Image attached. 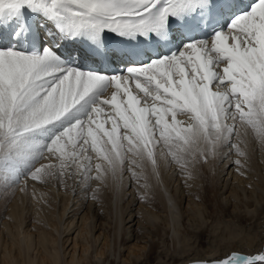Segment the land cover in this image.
Segmentation results:
<instances>
[{"label":"snow or ice","instance_id":"6c2138e0","mask_svg":"<svg viewBox=\"0 0 264 264\" xmlns=\"http://www.w3.org/2000/svg\"><path fill=\"white\" fill-rule=\"evenodd\" d=\"M84 59L110 68H84ZM237 123L264 142V0H0L5 181L62 177L89 144L105 166L92 177L89 164L85 180L116 178L126 162L138 180L134 168L155 169L161 144L187 168L239 135ZM45 158L61 171L37 167ZM211 264H264V255Z\"/></svg>","mask_w":264,"mask_h":264},{"label":"rangeland","instance_id":"374dc122","mask_svg":"<svg viewBox=\"0 0 264 264\" xmlns=\"http://www.w3.org/2000/svg\"><path fill=\"white\" fill-rule=\"evenodd\" d=\"M112 91L114 89H109L105 97L110 98ZM105 111L111 113V109L107 106H105ZM101 118L104 119L106 117ZM239 127L240 125L237 123V128ZM105 128L110 129L111 125L106 124ZM238 130L240 131L239 135L237 136L234 133L230 144H237L245 153L243 156L237 155L235 149H228L230 146L228 144L226 148L228 151L225 156L221 157L220 153L222 151L216 150L214 155H208L206 162L203 158L197 156L195 159L190 158L191 163L187 168H181L180 165L172 160L171 156L166 154V150L160 153L162 158L159 157V159L166 162V164L164 163L165 171L168 172L166 174V186L173 196L177 211H180L178 212L179 218H177L178 222L176 220V225H169L171 222L168 221L169 218H167L168 213L164 208L165 206L163 207V202L160 201L158 194L153 193V189V195H151V190L148 189L147 174L143 178L145 171L142 169L143 172L140 168H134L138 175L141 176L138 180L134 179L131 171H129L132 166L128 165L127 162L123 172L118 174V176L120 175L119 177L111 178L112 175L110 176V183L112 184L109 183L110 188L118 184L119 198L117 199L118 201L116 200L118 205L116 203H113L110 207L106 205L108 204V199H110V202L113 201L111 199L112 196H109V193L112 192L110 188L95 179L85 180L84 169L89 164L92 169L90 173L92 177L97 175L96 164L105 166V162L92 151L90 144L85 146L86 151L79 159L66 162L67 166L62 170L64 173L62 177L59 175H44L42 178L44 182L42 180L34 181L30 177L27 179L21 177L19 184L16 185L10 178L5 181L3 176L0 175V255L2 254L0 256V264H26L27 260L29 262L34 261L33 263L35 264H52L53 261L49 260V255L52 254L53 250L59 251L58 253L56 251L57 255H59L57 256V260L58 258L59 260H56L59 262L58 264H188L192 260L194 262H202V260L207 258L220 260L232 253L244 254V256H255L264 253V164L261 163L260 153L257 154V152H261L259 149L263 145L259 144L261 141L250 128L245 130V128L240 127ZM244 140L247 141L246 143L250 142L247 145L248 150ZM243 141L244 144H242ZM158 147L160 148V146ZM245 149L247 153L244 151ZM67 150L71 152L79 149L74 150L69 145ZM262 151L264 154V150ZM229 152L232 153L228 154ZM49 155V153H45L46 157ZM230 155L233 158H230ZM250 157L253 158L252 161ZM220 158L221 161L219 163ZM226 159L232 160L231 163H233L234 167L236 166L234 174L239 178V181L236 180L234 182L230 178L224 182L227 175L221 163L226 161ZM237 160L240 162L239 165L236 163ZM241 160H243V163ZM246 160L248 163L253 162L252 165L248 164ZM256 160L261 162L258 163ZM59 163L56 159L45 158L36 166L39 167L40 164H55L57 165L56 171L59 173L61 171ZM256 163L258 166L255 165ZM141 172L143 173L141 174ZM188 172H191L190 179L187 175ZM6 183L11 186L6 187ZM33 185L36 188L32 189ZM99 185L103 191L100 190ZM95 188L99 191H95ZM77 191L82 192V194L85 193L82 197L83 201H79L81 199L76 198L78 196ZM98 195L102 196L99 197ZM98 198L100 202L107 200V202H103L105 205L103 203L101 205L98 202ZM157 198L160 200L157 201ZM77 203H82V206L77 209L78 213L73 220L74 225L78 221L76 219L82 215L89 221L92 219L97 224V228L95 231L92 230V233H88V235L86 230H82L84 235L82 234L81 243L84 244V248L86 247L87 249H85L88 251L85 250L82 255L76 246L74 257L70 239L74 238L75 234H69L66 237L67 239H65L66 235L63 236V234L57 242L55 240L56 232L54 233V231L55 227H58V231H63L66 227V218L71 217L75 212L73 211L75 206L72 205H77ZM113 206L114 208H112ZM139 209L142 210L137 211ZM143 211L148 214L153 213L152 215L154 216L158 215L157 220L152 218L145 221L146 217ZM134 212L140 214V217H137L140 225L135 233L139 240L137 239L135 242L131 240L132 237L131 241L125 240L127 236L124 231V228L127 227L125 222L127 213L134 214ZM118 215L123 220L124 228L118 226V221H116ZM91 222L88 224L90 225ZM173 227L175 234H172ZM42 235L45 236V240ZM95 238L98 239L95 240ZM39 239H42V241ZM145 239L147 242H145ZM44 243L45 246H40L44 245ZM17 249L20 251H17ZM57 262H53V264H57Z\"/></svg>","mask_w":264,"mask_h":264},{"label":"bare ground","instance_id":"6f19581e","mask_svg":"<svg viewBox=\"0 0 264 264\" xmlns=\"http://www.w3.org/2000/svg\"><path fill=\"white\" fill-rule=\"evenodd\" d=\"M132 91H133V93L134 94H138V90H136L135 89V86H134V84L132 85ZM140 95H142V94H140ZM181 116V115H180ZM179 116V117H180ZM177 117V120L178 121H182L183 122V124L184 125H186L187 123H189V121H188V118H187V116H184V115H182V117ZM229 124L230 123H232V121H229L228 122ZM239 125V124H238ZM240 128V127H239ZM238 128V129H239ZM110 130V129H109ZM240 132V131H239ZM241 135V134H240ZM238 136V135H237ZM237 136H235V137H237ZM240 137V136H239ZM105 140H106V138H104ZM236 139V138H235ZM240 140V139H239ZM242 140V139H241ZM246 140H248V139H246ZM246 140H244L245 141V146H247L248 145V143L250 144V142L248 141V143H246L247 141ZM244 141L242 142V144H244ZM233 142V141H232ZM229 145H230V142L228 143ZM228 144H224V145H220V146H218L217 147V149L216 150H219V151H222V153H220L221 155V157H223V156H225V154L227 153V151L228 150H226V148H227V146H228ZM259 144H262L263 146H261V145H259V146H261V148L259 149V151L261 150V152H257V154H259L258 156L259 157H261V163H263L264 164V154H263V151L262 150H264V142H260ZM244 146V147H245ZM108 147L110 148V145H108ZM230 148V146L228 147V149ZM215 150V151H216ZM247 150H248V146H247ZM165 151V149H163V145L161 144L160 145V148L158 147L157 148V151H156V159H157V166H156V168L155 169H153V166L151 165V163L150 162H148V161H146L147 163L145 164V161L143 162V170L145 171V173H144V175H143V178H144V176H145V174H147V183H148V189H150L151 190V195H153L152 194V189L154 190V192L153 193H157L158 194V196L160 197V199H158L157 201H161V202H163L162 203V205H163V207L165 208V210H166V212L168 213L167 214V218H169V220L168 221H170L171 223L169 224V225H174L175 223H177L178 222V220H177V218H179V216H178V212H180V211H177L178 209H177V207L175 206V204H174V200H173V196L170 194V192H169V189L167 188V186H166V182H167V176H166V174L168 173V172H166L165 170V164H166V162L164 161H161L160 159H159V157H161V155H160V153H163ZM218 151V152H219ZM230 151V150H229ZM236 151V150H235ZM246 153H247V151H246V149L244 150ZM252 152V151H251ZM230 153H232V152H229L228 154H230ZM254 154V153H253ZM160 155V156H159ZM228 156V155H227ZM226 156V157H227ZM231 156V155H230ZM233 157H234V154H233ZM232 156L230 157V158H233ZM253 157H255V155H253ZM162 158V157H161ZM228 158V157H227ZM251 158V157H250ZM256 158H258V157H256ZM235 159V158H234ZM259 159V158H258ZM223 160H225V159H223ZM253 160V158H251V161ZM220 161H221V158L219 159V163H220ZM242 161V163H243V160H241ZM257 161V160H256ZM232 162V160H227L226 159V161H223L222 163H221V165H222V168L226 171V175H227V177H226V179H224V182L225 181H227L228 179H232L234 182L236 181V180H238L239 178L236 176V174H234V170H235V167L233 166V163H231ZM246 162H247V160H246ZM254 162H255V160H254ZM258 162V161H257ZM260 162H258V163H260ZM165 163V164H164ZM217 163V162H216ZM244 163H245V161H244ZM248 163V162H247ZM253 163V162H252ZM252 163H248V164H251L252 165ZM104 164V163H103ZM246 164V163H245ZM244 164V166L246 167V165L248 166V164H246L245 165ZM255 165H257L258 166V164L256 163ZM256 166V167H257ZM260 166H261V164H260ZM254 167V166H253ZM261 167H263V166H261ZM243 168V167H242ZM248 168V167H247ZM137 169V168H136ZM250 169V168H249ZM263 169H264V167H263ZM140 170H142V169H140ZM142 170V171H143ZM128 171V170H127ZM143 171V172H144ZM143 172H141V174L143 173ZM149 173V174H148ZM245 175H247V174H245ZM110 176H111V174H108V175H106L105 177H104V181H103V185L104 186H106V187H109L110 188V185H109V183H110ZM120 176V175H119ZM118 176V177H119ZM251 176V175H250ZM141 177V176H140ZM146 177V176H145ZM50 178V177H49ZM111 178H112V176H111ZM126 178V177H125ZM118 179V178H117ZM120 179V178H119ZM121 180V179H120ZM43 181V180H42ZM239 181V180H238ZM241 181H243V180H241ZM44 182V181H43ZM113 182V181H112ZM101 183V182H100ZM111 184V183H110ZM224 184V183H223ZM241 184V183H240ZM79 185H81V184H79ZM102 185V186H103ZM112 185V184H111ZM104 186H103V188H104ZM126 186V185H125ZM33 188L32 189H34V188H36V186L35 185H33L32 186ZM99 188H100V185L98 186ZM102 188V187H101ZM101 188H100V190H101ZM130 188V187H129ZM146 188H147V186H146ZM38 189V188H37ZM105 189H107V188H105ZM62 190V189H61ZM75 190V189H74ZM73 190V191H74ZM81 190V189H80ZM110 190L112 191V192H110L109 194V196H112L111 197V199L113 200L112 202H110V199H108V202H107V200H105V201H103V202H107L108 204H106V205H108L109 207L111 206V205H113V203H116V200L119 198V190H118V184L116 185H113V186H111V188H110ZM35 191H36V189H35ZM69 191V190H68ZM83 191H85V190H83ZM95 191H99L98 189L96 190V188H95ZM101 191H103V189L101 190ZM106 192V191H105ZM136 192V191H135ZM63 193V192H62ZM131 193V192H130ZM35 194V193H34ZM77 194H78V196L76 197V198H80L81 200H79V201H83V196L85 195V193L84 194H82V192L80 193V191H77ZM94 194V193H93ZM101 194H103V193H101ZM105 194V193H104ZM107 194V193H106ZM112 194V195H111ZM126 194V193H125ZM129 194V193H128ZM133 194V193H132ZM89 195V194H88ZM108 195V194H107ZM127 195V194H126ZM134 195V194H133ZM132 195V196H133ZM150 195V194H149ZM183 195V194H182ZM188 195V194H187ZM87 196V195H86ZM93 196V195H92ZM99 197H101L102 195H98ZM108 196V197H109ZM156 196V195H155ZM91 197V196H90ZM106 197V196H105ZM104 197V198H105ZM131 197V196H130ZM135 197V196H134ZM39 198V197H38ZM92 198V197H91ZM133 198V197H132ZM148 198V197H147ZM18 199V198H17ZM90 199V198H89ZM99 199V198H98ZM106 199V198H105ZM149 199V198H148ZM35 200V199H34ZM40 200V199H39ZM102 200V199H101ZM131 200V199H130ZM118 201V200H117ZM132 201V200H131ZM130 201V202H131ZM133 201H134V199H133ZM98 202H100V199H99V201ZM102 201L100 202L101 203V205H102V203H103ZM129 202V203H130ZM74 203H76L75 201H74ZM73 203V204H74ZM99 203V204H100ZM128 203V202H127ZM63 204V203H62ZM117 204V203H116ZM156 204H158V203H156ZM64 205V204H63ZM96 205V204H95ZM103 205H105L104 203H103ZM118 205V204H117ZM132 205V204H131ZM72 206H75L74 208V210L73 211H75L74 212V216L72 215L71 217H67L66 218V227L63 229V231L61 230V228H59L62 232H60V231H58V227L56 228L55 227V231H54V233L56 232V237H55V240H57V242L59 241V239H61V236L63 235V236H65V239H67L66 237L67 236H69V234H72V233H74L75 234V236H74V238H72V239H70V242H71V244H72V253H74V251H75V248H76V246L78 247V250L81 252L80 254H82V252H84L86 249L84 248V244H82L81 242V238H82V234H83V231L82 230H86L87 231V235H88V233H92L93 231H95L96 230V228H97V224L95 223V222H93V220H92V222H91V220L89 221L87 218H85L84 216H82L81 215V217L80 218H78V219H76V220H78V221H76V223H75V225H74V217H75V215H77V213H78V208L80 209V207L82 206V203H77V205L75 204V205H72ZM97 206H99V205H97ZM160 206H161V204H160ZM105 207V206H104ZM107 207V206H106ZM162 207V206H161ZM90 208V207H89ZM94 208V207H93ZM95 208H97V207H95ZM108 208V207H107ZM112 208H114V206L112 207ZM140 208V207H139ZM143 208V207H142ZM126 209V208H125ZM130 209V208H129ZM138 209V208H137ZM163 209V208H162ZM96 210V209H95ZM106 210H108V209H106ZM112 210V209H111ZM122 210V209H121ZM140 210H142V209H139V210H137V211H140ZM146 210V209H145ZM196 210V209H195ZM132 211V210H131ZM110 212V211H109ZM112 212V211H111ZM144 212V214H145V217L143 216V218H145L144 220L146 221V220H149V219H152V218H154V219H156L157 220V216H154V215H152L153 213H151V214H148L146 211H143ZM15 213V212H14ZM18 213V212H17ZM113 213V212H112ZM123 213V212H122ZM11 214H12V211H11ZM84 214V213H83ZM97 214V213H96ZM107 214H109L108 212H107ZM111 214V213H110ZM138 212H134V214H131V213H127V219H126V224H127V227L126 228H124V226H123V224H122V219H121V217H120V215H118V217H117V220L116 221H118V226L120 227H123L124 228V231H125V233H126V238H125V240H127V241H131V240H133V242H135L137 239H138V236H136V230H137V228H138V226L140 225L139 223V221H138V218L137 217H140V214H139V216H138ZM143 214V213H142ZM143 214V215H144ZM103 215V214H102ZM160 215V214H159ZM14 216V215H13ZM35 216V215H34ZM38 216V215H37ZM101 216V215H100ZM111 216V215H110ZM113 216V215H112ZM161 216V215H160ZM164 216V215H163ZM178 216V217H177ZM91 217V216H90ZM90 217H89V219H90ZM96 218V217H95ZM101 218V217H100ZM93 219H94V217H93ZM159 219V218H158ZM14 220V219H13ZM91 222L90 223V225L88 224L89 222ZM100 220V219H99ZM161 220V219H160ZM176 220H177V222H176ZM43 221V220H42ZM96 221V220H95ZM167 221V220H166ZM39 222V221H38ZM79 222H80V224H79ZM139 222V223H138ZM156 222V221H155ZM162 222V221H161ZM104 223V222H103ZM102 223V224H103ZM151 223V222H150ZM79 224V225H78ZM95 224V225H94ZM104 225V224H103ZM130 225V226H129ZM176 225V224H175ZM83 226V227H82ZM178 226V225H177ZM177 226H175V227H177ZM64 227V226H63ZM82 227V228H81ZM118 229V228H117ZM173 229V232H172V234H175V230H174V227L172 228ZM93 230V231H92ZM92 231V232H91ZM117 231H119V230H117ZM177 231V230H176ZM67 232V233H66ZM51 233V232H50ZM86 233V232H85ZM117 233H119V232H117ZM149 234V233H148ZM52 235V234H51ZM84 235V234H83ZM43 236V235H42ZM42 236H40V237H42ZM151 236V235H150ZM45 236H43V238H44ZM48 237V236H47ZM131 237H132V239H131ZM26 238V237H25ZM71 238V237H70ZM140 239H141V237H139ZM27 239V238H26ZM54 239V238H53ZM98 238H95V240H97ZM131 239V240H130ZM22 240V239H21ZM40 240V239H39ZM38 240V241H39ZM44 240H45V238H44ZM139 240V239H138ZM23 241V240H22ZM29 241V240H28ZM31 241V240H30ZM40 241H42V239L40 240ZM69 241V240H68ZM20 242V241H19ZM145 242H147L146 241V239H145ZM152 242V241H151ZM39 243V242H38ZM41 243V242H40ZM52 244H53V242H51ZM87 243V242H86ZM106 243V242H105ZM14 244V243H13ZM26 244V243H25ZM63 244V243H62ZM131 244V243H130ZM146 244V243H145ZM148 244V243H147ZM11 245V244H10ZM9 245V246H10ZM28 245V244H27ZM54 245V244H53ZM107 245V244H106ZM149 245V244H148ZM18 246V245H17ZM25 246V245H24ZM28 246H30V245H28ZM40 246H45V243H44V245H40ZM48 246V245H47ZM63 246V245H62ZM88 246V245H87ZM134 246V245H133ZM20 247V246H19ZM32 247V246H31ZM46 248V247H45ZM54 248V247H53ZM127 248H129V247H127ZM7 249V248H6ZM5 249V250H6ZM19 249V248H18ZM17 249V251H20V250H18ZM44 249V248H43ZM51 249H52V247H51ZM12 250V249H11ZM47 250V249H46ZM77 250V249H76ZM3 251V250H2ZM49 251V250H48ZM57 251V250H56ZM56 251L55 250H53L52 251V254L51 255H49V254H47V255H49L50 257H49V260L50 261H53L54 263L55 262H57L58 260H59V258H58V260H57V256H59V255H57V253L59 252V251H57V253H56ZM69 251V250H68ZM86 251H88V250H86ZM132 251V250H131ZM31 252V251H30ZM29 252V253H30ZM94 252V251H93ZM96 252V251H95ZM4 253L6 254V252L4 251ZM3 253V254H4ZM17 253V252H16ZM20 253V252H19ZM45 254H46V252H44ZM43 253V254H44ZM98 253V252H97ZM132 253V252H131ZM11 254V253H10ZM41 254V253H40ZM44 254V255H45ZM76 254H77V252H76ZM129 254V253H128ZM2 255V254H1ZM0 255V256H1ZM8 255V254H7ZM18 255V254H17ZM22 255V254H21ZM26 255H27V253H26ZM83 255V254H82ZM242 255H244V254H242ZM260 255H264V253H260ZM4 256V255H3ZM6 256V255H5ZM46 256V255H45ZM245 256H249V255H245ZM24 257V256H23ZM47 257V256H46ZM74 257H75V253H74ZM81 257V256H80ZM18 258H20V257H18ZM28 258V257H27ZM79 258V257H78ZM85 258V257H84ZM83 258V259H84ZM4 259H5V257H4ZM8 259V258H7ZM9 259H10V256H9ZM45 259V258H44ZM44 259H43V261H44ZM48 259V258H47ZM12 260V259H11ZM24 260V259H23ZM27 260V259H26ZM48 260V261H49ZM57 260V261H56ZM85 260V259H84ZM18 261V260H17ZM31 261V260H30ZM49 261V262H50ZM86 261V260H85ZM191 261V260H190ZM213 261H216V260H214V259H211V258H207V259H205V260H202V262H194L193 260L191 261V262H187L188 264H211V262H213ZM7 262H8V260H7ZM34 262V261H33ZM33 262H29V260H27L26 261V264H28V263H31V264H35V263H33ZM46 262V261H45ZM53 262H52V264H53ZM74 262V261H73ZM87 262V261H86ZM13 263V262H12ZM43 263V262H42ZM59 262H57V264H58ZM7 264V263H6ZM14 264V263H13ZM16 264V263H15ZM19 264V263H18ZM22 264H24V263H22ZM66 264V263H65ZM75 264V263H74Z\"/></svg>","mask_w":264,"mask_h":264}]
</instances>
